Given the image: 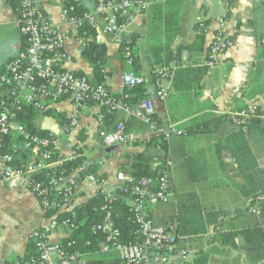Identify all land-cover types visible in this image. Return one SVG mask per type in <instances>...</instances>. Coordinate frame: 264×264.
Segmentation results:
<instances>
[{
	"label": "crops",
	"instance_id": "obj_1",
	"mask_svg": "<svg viewBox=\"0 0 264 264\" xmlns=\"http://www.w3.org/2000/svg\"><path fill=\"white\" fill-rule=\"evenodd\" d=\"M79 1L87 9H92L89 0ZM173 2L178 10L174 14L173 24L179 27V33L173 38L170 51L193 44L197 35L196 24L209 21V25L205 32L203 52L190 53L184 49L178 60L170 62L168 67H202L215 31L218 30V18L225 20L224 33L228 48L223 62L213 70H208L202 81L203 94L199 99L202 111L196 117H187L173 123L169 115L168 99L165 104H160L150 98L156 106L162 129L176 127L183 130L193 119L214 120L224 115H230L231 119L220 123L217 128L215 124L211 125L209 129L214 133L186 138L172 137L168 141V155L174 164L173 193L167 204L169 206H152L149 209L150 216L159 226L169 229L177 226V230L174 229L175 252L191 254L186 264H264V260H258L257 255L253 256L247 250L245 239L237 231L254 227L264 230V214L253 213V210H260V201L252 200L250 196L251 188L264 190V122L262 129L251 128L250 134L244 137L240 135L241 122L238 120L242 115L241 110L254 103L264 112V59L260 58L261 52H264V0H235L230 10H222L220 0H155L154 4L163 6L162 15H169V12H174L167 5ZM154 4L147 14L138 18L139 22L136 19L128 29L130 33L141 35L138 76L145 78V88L151 92L152 97L155 90L153 72L159 66L149 49V31L155 15ZM63 5L64 0H44L43 10L59 22ZM171 19L174 21L173 17ZM160 25L165 26V19L160 21ZM170 35L173 36V33ZM163 40L166 43L168 36ZM98 42L107 49L104 84L113 96L119 97L125 92L124 75L128 70L122 60L120 46L110 36L99 35ZM23 48L24 41L19 33L16 10L7 0H0V69L18 56ZM67 55L68 60L64 65L67 70L94 81L93 68L84 59L77 41H67ZM53 110L69 120L74 113L68 100L59 102ZM176 112L183 115L186 109L180 106L176 108ZM101 114V106L90 105L81 112L79 124L74 128L61 126L48 114H38L43 117L42 125H38L35 120L37 129L62 137L55 157L57 166L77 157L83 158L79 169L67 177L75 188V197L71 205L61 212L74 213L77 207L93 198L86 188V178L89 175H95L107 186L118 188L121 185L117 179L118 172L130 171L131 166L136 163L137 155L146 154L151 157L155 153H163H160L158 147L147 145L148 141L162 132L152 133L146 125L128 119L121 112L116 114L117 123L114 125H124L128 141L107 152L98 135L100 127L97 119ZM243 131H247V128H243ZM217 145L222 149L220 155L225 172L221 170L216 158ZM248 146L251 151L246 149L244 161L249 166L252 164L256 170L259 169L262 174H254L247 165L242 166L241 171L231 154V148L243 149ZM88 152H95L96 155L90 158ZM22 154L26 160L32 159L29 149L26 148L24 152L22 150ZM93 168L96 170L91 171ZM85 171L87 172L84 173ZM191 177L201 183L192 182ZM247 179L250 180L249 183L246 182ZM212 188L214 190L210 194L215 196V203L210 204L204 195ZM125 200V204L130 206L131 199L127 197ZM45 220L40 200L29 189L0 180V264H18L19 259L27 256L31 245L30 235ZM70 234L67 229L60 228L52 234L51 241L63 242ZM225 234L228 235L220 237ZM117 260H120L118 255L101 252L99 245V249L81 253L76 262L61 260L60 263L82 264L84 261L86 264H115ZM174 260L179 262L177 254Z\"/></svg>",
	"mask_w": 264,
	"mask_h": 264
},
{
	"label": "built area",
	"instance_id": "obj_2",
	"mask_svg": "<svg viewBox=\"0 0 264 264\" xmlns=\"http://www.w3.org/2000/svg\"><path fill=\"white\" fill-rule=\"evenodd\" d=\"M89 1L92 9H87L79 0H64L59 22H56L53 16L43 10L44 0H16L19 7L17 25L24 48L0 69V180L12 186L29 189L41 197L45 213H55L30 235L37 256L36 260L31 261L32 264H61V260L73 263L80 259L81 253L73 250L76 246L75 240L69 239L64 245L50 241L51 234L57 229L64 228L71 233L75 228L71 219H59L56 215L71 205L75 188L67 177L52 172L57 166L54 155L59 148L58 136L54 133L45 136L33 135L17 122L18 115L24 113L26 108L30 107L44 115L59 102L68 100L74 108L69 127L74 128L79 124L81 112L95 104L106 107L108 113H124L127 117L147 125L152 133H165L167 139L172 134H184L175 127L159 129L157 122L153 121L156 113L153 100L147 99L135 107H129L122 100L113 97L105 84L92 83L90 78L79 76L64 67L68 60V40L77 41L82 52L87 48L89 38L84 30L86 28L95 31L98 40L99 35L110 36L118 46L123 45L127 64L132 65L133 40L128 31L129 26L138 17L148 13L155 0ZM220 2L226 10H230L234 0ZM217 25L218 32L206 58L211 70L223 62L228 48L224 33L225 20L218 18ZM262 44L264 46V41ZM154 73L157 76V90L153 98L160 104H165L174 71L156 67ZM144 82V77L134 73L124 75V84L129 89L143 85ZM255 109L256 107L250 113L254 114ZM241 116H246V112H242ZM97 122L100 127L98 135L104 147L111 148L127 143L123 124L119 123L109 131L102 115ZM14 135L22 139L33 159L14 164L16 159H23L17 157L23 148L16 143L9 144L11 152H2L8 145L7 138ZM163 168L166 170H159ZM172 168V160L164 155L152 162L151 169L155 172L152 176L137 179L120 171L117 179L121 185L116 189V194L104 191L102 187L105 183L95 175L91 174L86 178L87 191L92 197L102 196L104 201L105 219L103 223L93 227V233L106 231L107 243L104 251L115 250L124 264H178L174 260L176 254L185 262L191 255L187 252H175V228L157 226L150 217L151 206L167 204L172 197ZM49 170L47 182L34 180L36 174ZM125 187L130 188L129 193ZM118 190L131 199L129 212L139 236V241L135 243L119 241L122 232L113 220ZM81 263L86 264L84 261Z\"/></svg>",
	"mask_w": 264,
	"mask_h": 264
},
{
	"label": "trees",
	"instance_id": "obj_3",
	"mask_svg": "<svg viewBox=\"0 0 264 264\" xmlns=\"http://www.w3.org/2000/svg\"><path fill=\"white\" fill-rule=\"evenodd\" d=\"M7 2L16 10L17 16L19 12V7L16 2V0H7ZM75 4V2L73 1ZM170 6V7H169ZM167 7L174 13L169 12V15H162L163 14V6L162 5H156L154 4L153 10H154V16L153 21L150 27L149 31V49L150 52H152L153 56L156 58V64H158V67L166 68L169 70L174 71V75L171 80V86H170V92L168 96L169 101V115L172 119L173 123H178L184 118L187 117H196V115L202 111V107L200 105L199 99L201 98L203 94V84L202 81L204 77L208 73V69L205 65L198 68H192V67H186L182 68L180 66H176L175 69L168 67V64L174 60H178L180 57V53L182 50L186 49L189 50L190 53H201L204 50L205 47V32L207 29V26L209 25V21H203L195 25L196 30V38L192 45H189L187 47H179L176 51H170V47L173 43V38L176 37L177 33H179V27L173 22H175V13L178 12L177 8H175V2L172 4H168ZM173 17L174 21L171 19ZM165 19V26L161 27L160 21ZM169 26V28H168ZM88 33V46L83 52V57L87 61V63L93 68V74H94V81L92 83L95 84H104V68L106 65V59H107V49L106 46L98 42L97 34L95 31L86 28L84 29ZM169 32V34H168ZM218 31H215V35ZM170 33H173V36L170 35ZM214 35V36H215ZM168 36V40L166 43H164V37ZM141 35L139 33H131V38L133 40V62L132 65L127 64V59L124 54V46H120L121 56L122 60L127 66L128 70L127 73H134L136 75H140L139 73V65H138V51H139V40ZM214 39L212 43L209 46V50L207 52V55L210 51L211 46L213 45ZM162 55H165V58H162ZM207 58V56H206ZM260 58L264 59V52H261ZM179 65V64H177ZM153 83L155 85V90H157L156 82H157V76L153 72ZM146 82H144L143 85L134 87L132 89H129L126 87L124 94L121 96H113L118 100H122L125 102L129 107H135L140 102L153 98L151 96V92H149L148 89L145 88ZM194 105V107H187V105ZM183 106L186 109V113L183 115H179L176 112V108ZM249 109V106H246L241 110V112H247ZM48 116L53 117L61 126H70V120L63 117L59 112H55L53 109L48 111ZM116 114L117 113H108L106 107H102V116L103 121L106 124L105 126L109 131H112L116 125H114L116 122ZM38 114L35 112L32 108H26L24 113H21L18 115V123L25 127L26 131L33 134V135H39V136H45L46 134H49L47 131H42L36 128L35 126V120L37 118ZM127 117V116H126ZM264 112L258 107H256L254 114L250 113L249 117L245 118L241 116L238 118V120L241 122L239 124V127L242 132H240L241 136L246 137L250 134L251 128H261V125L263 124L264 120ZM128 119H131L127 117ZM231 119L230 115H224L220 116L217 119L214 120H196L193 119L191 123L185 127V129L181 130L184 132L183 135L179 136L177 134H172L168 139L166 138L165 133L158 134L154 139L148 141L147 145L158 147L160 150V153L163 152V155H167V157H170L168 155V141L172 137H189V136H197V135H204V134H211L214 133L210 128L211 125H216V128L219 126L220 123L229 121ZM134 120V119H133ZM153 121L157 122L159 129H162L163 126L162 123L157 118V112L153 116ZM145 125V124H144ZM110 126V128L108 127ZM114 126V128H112ZM147 126V125H146ZM148 127V126H147ZM176 128V127H175ZM243 128H247V131H243ZM177 129V128H176ZM252 130V129H251ZM263 131V130H262ZM217 132V129L216 131ZM126 134V132H125ZM16 141H12V140ZM22 139L18 136L14 135L13 137L7 138L6 143L8 145L4 148L2 152H11V148L9 144L16 143L21 144ZM250 149V147L246 148H231L232 156L235 158V161L238 165V167L242 171V166L247 165L248 168H250L254 174H258L260 170H256V168L253 167L251 164L250 166L246 161H244V157L247 156L246 149ZM222 149L217 145L216 146V158L219 161V166L223 172H225V169L223 167V162L221 158ZM31 152V151H30ZM1 154V152H0ZM22 151L19 152L18 156H21L20 158H23L22 160L16 159L14 164L19 163V161H27L25 159V156L22 154ZM57 154V153H56ZM33 159V158H32ZM151 157L147 156L146 154H139L136 156V163H134L131 166L130 171H124L128 175H131L137 179H140L142 177H149L155 174V172L150 168L151 163ZM37 161V159H35ZM190 162V161H189ZM188 162V163H189ZM83 163V158L77 157L76 159L69 160L65 162L62 166H56L52 169V172H54L57 175H62L65 177H68L72 175L75 171L79 169V167ZM190 164V163H189ZM96 170L93 168L91 171ZM159 170H166V169H159ZM168 171V170H167ZM85 171L84 173H86ZM50 174L49 171H43L41 173H38L34 176V180L37 182H47L48 175ZM172 174V171H171ZM260 174H262L260 172ZM172 178V177H171ZM192 182L201 183L200 180L195 181L194 179ZM205 181V180H203ZM247 183L250 182L249 179L246 180ZM264 187V186H263ZM125 189L130 192V188L125 187ZM171 193H173V187H172V181H171ZM251 197L252 200L259 199L260 201V212L261 214H264V190L260 191L259 188H251ZM128 197L123 191L118 190V198L114 206V221L115 225L121 230L122 232V242L124 243H135L139 241V236L136 234L137 232V226L133 221V218L131 216V213L129 212V207L125 204V199ZM199 203V202H198ZM254 203V202H253ZM103 197L102 196H96L90 199L88 202L80 205L74 210V213L72 212H60L58 213L59 219L68 218L73 221L75 224V228L72 230L71 237L69 239L76 241V246L73 250H80L81 253H87L91 252L93 250L99 249L100 241L97 240L96 235L93 234V227L95 225H99L103 223L105 219V212L103 211ZM201 211V208L199 209V212ZM54 212L48 213V217L52 216ZM177 230V227L175 228ZM240 232V236L245 239L247 243V250L252 253L253 256L257 255L256 257L258 260H264V230L260 228H246L237 230ZM228 234L222 235L220 237L227 236ZM238 233L235 234V237H237ZM68 239V240H69ZM67 241V239L65 240ZM37 256L35 253V248L33 244L29 246V252L27 256H25L22 259L18 260V264H32L31 261L34 259L36 260ZM122 261L117 260L115 264H124Z\"/></svg>",
	"mask_w": 264,
	"mask_h": 264
},
{
	"label": "rangeland",
	"instance_id": "obj_4",
	"mask_svg": "<svg viewBox=\"0 0 264 264\" xmlns=\"http://www.w3.org/2000/svg\"><path fill=\"white\" fill-rule=\"evenodd\" d=\"M235 1V0H234ZM233 4V3H232ZM219 5H222L221 4V2H219ZM55 6V5H54ZM55 7H57V6H55ZM222 10H224V6L222 5ZM221 13V12H220ZM216 15H219V14H216ZM141 17V16H140ZM139 18V17H138ZM137 18V19H138ZM137 22H139V19L138 20H136ZM212 43V42H211ZM226 53H227V51H226ZM226 53H225V55H226ZM225 55H224V57H225ZM6 65V64H5ZM203 65H205L206 67H207V69L208 70H211L210 68H209V66H208V61H207V59H205V62H204V64ZM219 65V64H218ZM217 65V66H218ZM216 66V67H217ZM215 67V68H216ZM255 107H258L259 108V106L257 105V104H253V105H251V106H249V109H248V111L246 112V116H244L245 118H247L248 117V115H249V113L252 111V109L253 108H255ZM51 110V109H50ZM50 110H49V112H50ZM48 113V112H47ZM46 113V114H47ZM38 114V113H37ZM46 114H44V115H46ZM42 118L43 117H39L38 116V118L36 119V123L38 124V125H42V122H43V120H42ZM135 120V119H134ZM136 121H138V120H136ZM59 138V144H60V141H62V137H58ZM24 146V147H23ZM21 147L23 148V152L25 151V149L27 148V146L24 144V142L23 141H21ZM113 147H116V146H113ZM88 154V156H90V158H92V157H94L96 154H95V152H88L87 153ZM162 156H164L163 154H161V155H159V154H157V153H155V154H153L152 156H151V163H150V168L152 167V162L154 161V159L155 158H160V157H162ZM167 156V155H166ZM18 158H20L21 156H17ZM54 157H57L56 156V153H55V155H54ZM168 158H170V160H171V157H168ZM173 162V161H172ZM173 168H174V164H173ZM172 168V169H173ZM173 172V171H172ZM125 174H127L126 172H124ZM128 175V174H127ZM171 177H172V174H171ZM143 178V177H142ZM171 181H172V178H171ZM122 187V186H121ZM102 189L104 190V191H106V192H110V193H113V194H116V189L117 188H114V187H110V186H107L106 184L102 187ZM212 190H214L213 188L209 191V192H207V194H205L204 195V198L205 199H207V203H215V196L214 195H212V194H210V192L212 191ZM34 194V193H33ZM35 195V194H34ZM39 200H40V202H41V206H42V200H41V197H39V196H37V195H35ZM218 197V196H217ZM170 201H171V199H170ZM169 201V202H170ZM218 201V200H217ZM219 202V201H218ZM206 203V202H205ZM168 204V203H167ZM167 204H158V205H162V206H160V207H168L169 205H167ZM43 207V206H42ZM152 207V206H151ZM257 210V212H253V213H255V214H257V215H260L261 213L259 212V210L258 209H256ZM44 211V210H43ZM48 213H50V212H48ZM48 213H45V216H46V220L47 219H49L50 217H52V216H54L55 215V213L52 215V216H49L48 217ZM58 213H60V212H58ZM58 213H56V215H58ZM175 213V212H174ZM151 217V216H150ZM165 218H167V217H165ZM63 219V218H62ZM45 220V221H46ZM151 220L153 221V219L151 218ZM73 222V221H72ZM153 223H154V221H153ZM155 224V223H154ZM155 225H157V224H155ZM96 226V225H95ZM157 226H159V225H157ZM177 227V226H176ZM175 227V228H176ZM60 229V228H59ZM58 230V229H57ZM92 231H93V229H92ZM54 233V232H53ZM52 233V234H53ZM52 234H51V236H52ZM72 234V233H71ZM71 234H70V236L69 237H67L66 239H67V241H68V239L71 237ZM94 234V233H93ZM51 236H50V241H51ZM106 237H107V232L106 231H104V230H102V231H100V232H98L97 233V235H96V238H97V240L98 241H100V250H101V252H103V253H105V254H116V255H118V257H119V259H120V261H121V258H120V256H119V254L115 251V250H111V251H109V252H106V251H104V246L106 245ZM30 241H31V239H30ZM67 241H63V242H59V243H61V244H65ZM119 241L120 242H122L121 240H120V238H119ZM52 242V241H51ZM53 243V242H52ZM31 244H32V242H31ZM74 251H78V250H74ZM80 252V251H79ZM81 253V252H80ZM181 253H183V252H181ZM188 260V259H187ZM150 263H154V264H157L156 262H150ZM150 263H148V264H150ZM177 263L178 264H186L185 263V261L184 260H181L180 258H179V262L177 261Z\"/></svg>",
	"mask_w": 264,
	"mask_h": 264
},
{
	"label": "water",
	"instance_id": "obj_5",
	"mask_svg": "<svg viewBox=\"0 0 264 264\" xmlns=\"http://www.w3.org/2000/svg\"><path fill=\"white\" fill-rule=\"evenodd\" d=\"M114 149H115V147L107 148V152H110V151H112Z\"/></svg>",
	"mask_w": 264,
	"mask_h": 264
}]
</instances>
